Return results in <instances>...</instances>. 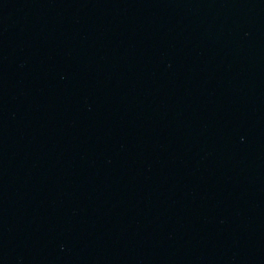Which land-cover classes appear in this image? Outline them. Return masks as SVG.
I'll use <instances>...</instances> for the list:
<instances>
[{"label": "water", "instance_id": "1", "mask_svg": "<svg viewBox=\"0 0 264 264\" xmlns=\"http://www.w3.org/2000/svg\"><path fill=\"white\" fill-rule=\"evenodd\" d=\"M0 264H264V0H0Z\"/></svg>", "mask_w": 264, "mask_h": 264}]
</instances>
